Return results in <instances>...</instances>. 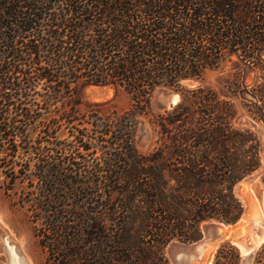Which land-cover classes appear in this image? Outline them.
Masks as SVG:
<instances>
[{
  "label": "trees",
  "instance_id": "trees-1",
  "mask_svg": "<svg viewBox=\"0 0 264 264\" xmlns=\"http://www.w3.org/2000/svg\"><path fill=\"white\" fill-rule=\"evenodd\" d=\"M226 61L255 71L250 114L264 124V0H0V173L8 191L26 184L19 204L45 264H170L172 242L242 218L234 190L261 167L262 144L215 89L182 85ZM84 86L131 100L103 125L113 139L97 164L74 121ZM163 88L181 101L155 116L156 146L142 154L133 133ZM241 261L224 243L213 264ZM252 264H264V243Z\"/></svg>",
  "mask_w": 264,
  "mask_h": 264
},
{
  "label": "rangeland",
  "instance_id": "rangeland-1",
  "mask_svg": "<svg viewBox=\"0 0 264 264\" xmlns=\"http://www.w3.org/2000/svg\"><path fill=\"white\" fill-rule=\"evenodd\" d=\"M255 76L254 70L226 61L219 69L208 71L202 79L188 80L182 84L187 89L198 86L215 89L221 99L233 103L237 111L235 127L254 132L262 144L263 153L261 167L244 178L234 190L244 207L242 218L234 225L217 221L205 222L202 224L201 240L194 243L172 242L166 248L170 264H213L218 249L224 243H229L238 250L242 258L241 264H252L255 253L264 243V124L256 123L250 114V108L255 102L252 97ZM240 78H244L243 83L242 80H237ZM44 86V83L39 84L33 93L38 102L43 100ZM80 91L82 105L79 117L74 118L75 126L88 127L93 140L90 152H82L81 155L89 164H97L102 157L99 145L103 144L102 141L110 143L113 139L109 132L108 136L101 135L107 130L111 131L103 125L108 119L127 112L131 100L123 91L112 87L84 86ZM174 95L175 99L170 100ZM180 101L181 96L174 89L163 88L156 91L152 99L151 116L140 117L133 133L134 144L140 153H150L156 146L157 132L153 127L155 116L172 110ZM56 107L62 110L61 103ZM60 124L64 137L70 136L72 130L69 126L63 120ZM70 140L71 138L68 142ZM16 168L19 169L18 166ZM14 186L13 192L8 191L10 183L6 176L0 173V264H45V257L33 233L30 214L27 208H22L19 204L26 184L17 181ZM254 232L258 234L256 238L260 237L262 240L258 238V245L256 244L249 256H245L237 240L244 239ZM218 233H222V236H217Z\"/></svg>",
  "mask_w": 264,
  "mask_h": 264
},
{
  "label": "bare ground",
  "instance_id": "bare-ground-1",
  "mask_svg": "<svg viewBox=\"0 0 264 264\" xmlns=\"http://www.w3.org/2000/svg\"><path fill=\"white\" fill-rule=\"evenodd\" d=\"M249 199V198H248ZM244 221V220H243ZM245 222V221H244ZM245 224V223H244ZM245 226H247V225H245ZM252 226V225H251ZM242 227V226H241ZM241 227H239V229L241 228ZM254 227V226H253ZM245 228V227H244ZM253 230V229H252ZM244 231V234H246V232H245V230H243ZM255 231V230H254ZM222 233H223V231H222ZM221 233V234H222ZM255 233V232H254ZM252 234V235H248V236H246L244 239H243V242L241 243V245L243 246H245L246 248H248V249H252V248H254L255 246H256V244L258 245V242H260V239L262 240V238L264 237V234L262 235V238H260V237H258V238H260V239H258V238H256V234ZM243 235V234H242ZM245 236V235H244ZM248 237V238H247ZM256 240H258V241H256ZM238 241V240H237ZM238 243V245H240V243L239 242H237Z\"/></svg>",
  "mask_w": 264,
  "mask_h": 264
},
{
  "label": "water",
  "instance_id": "water-1",
  "mask_svg": "<svg viewBox=\"0 0 264 264\" xmlns=\"http://www.w3.org/2000/svg\"><path fill=\"white\" fill-rule=\"evenodd\" d=\"M175 97H176L175 95L172 96V97L170 98V100H174ZM240 232H241V231L239 230L238 233L240 234ZM254 234H256V235L258 236L257 233H254ZM261 234H262V233H261ZM217 236L221 237L222 234H221V233H218ZM259 236H261V235L259 234ZM213 238H214V236H213ZM238 242L240 243L239 246H240V249H241L242 253H243L245 256H249V255L251 254L253 248H252V249H248V248H246L244 245L242 246L241 243L243 242V239H239ZM245 261H247V258L245 259Z\"/></svg>",
  "mask_w": 264,
  "mask_h": 264
}]
</instances>
